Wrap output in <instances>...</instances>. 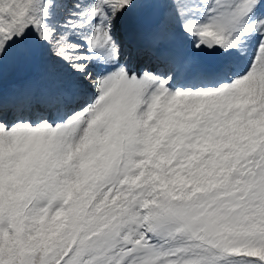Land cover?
<instances>
[{
  "label": "snow or ice",
  "instance_id": "6c2138e0",
  "mask_svg": "<svg viewBox=\"0 0 264 264\" xmlns=\"http://www.w3.org/2000/svg\"><path fill=\"white\" fill-rule=\"evenodd\" d=\"M10 63L0 264H264V0H0Z\"/></svg>",
  "mask_w": 264,
  "mask_h": 264
},
{
  "label": "rangeland",
  "instance_id": "374dc122",
  "mask_svg": "<svg viewBox=\"0 0 264 264\" xmlns=\"http://www.w3.org/2000/svg\"><path fill=\"white\" fill-rule=\"evenodd\" d=\"M142 17L143 15H136L131 17L128 20V23H133V25L136 24V20L139 17ZM137 17V18H136ZM29 69V71H33V66L32 64H8L7 66H5L2 70V73L0 74V85H5L4 83H12L15 79L18 80L19 78H21V76ZM41 74V73H40ZM13 80V81H12ZM6 81V82H5ZM46 84H48L47 81H45L43 78L40 81V85L41 86H45Z\"/></svg>",
  "mask_w": 264,
  "mask_h": 264
},
{
  "label": "bare ground",
  "instance_id": "6f19581e",
  "mask_svg": "<svg viewBox=\"0 0 264 264\" xmlns=\"http://www.w3.org/2000/svg\"><path fill=\"white\" fill-rule=\"evenodd\" d=\"M137 18V17H136ZM34 67L37 69V67H36V65H34ZM40 71V70H39ZM27 73V71L23 74V75H25ZM1 74V73H0ZM1 77V76H0ZM30 78V79H29ZM33 76L32 75H30L29 77H28V79L29 80H33ZM1 80V79H0ZM13 81V80H12ZM26 81H27V79H25L24 77H22L21 76V78H19L18 80H14L12 83H4L5 85H0V90H2L4 93H9V92H11V91H13V90H15V89H17L18 87H19V85H21L22 83L23 84H25L26 83ZM6 82V81H5Z\"/></svg>",
  "mask_w": 264,
  "mask_h": 264
},
{
  "label": "water",
  "instance_id": "95a60500",
  "mask_svg": "<svg viewBox=\"0 0 264 264\" xmlns=\"http://www.w3.org/2000/svg\"><path fill=\"white\" fill-rule=\"evenodd\" d=\"M144 21H145V18H144Z\"/></svg>",
  "mask_w": 264,
  "mask_h": 264
}]
</instances>
